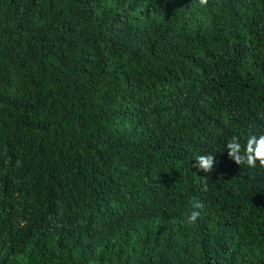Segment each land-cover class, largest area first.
<instances>
[{
    "label": "trees",
    "instance_id": "16d2710c",
    "mask_svg": "<svg viewBox=\"0 0 264 264\" xmlns=\"http://www.w3.org/2000/svg\"><path fill=\"white\" fill-rule=\"evenodd\" d=\"M260 134L264 0H0V264H264Z\"/></svg>",
    "mask_w": 264,
    "mask_h": 264
},
{
    "label": "clouds",
    "instance_id": "9594fccd",
    "mask_svg": "<svg viewBox=\"0 0 264 264\" xmlns=\"http://www.w3.org/2000/svg\"><path fill=\"white\" fill-rule=\"evenodd\" d=\"M201 5H206L208 0H199ZM228 149V157L234 161L236 165H246L249 168H255L259 164L264 166V134L250 135L247 139L246 145L242 146L237 137H233L226 145ZM196 164L194 167L198 168L203 173H211L214 170V163H216L215 156L212 154L199 155L195 158ZM205 186L203 191H207L206 177H201ZM202 204L195 205V209L187 217L189 224H195L201 215L199 209Z\"/></svg>",
    "mask_w": 264,
    "mask_h": 264
}]
</instances>
